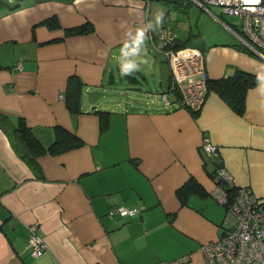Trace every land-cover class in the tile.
I'll return each mask as SVG.
<instances>
[{
  "label": "crops",
  "instance_id": "0c3cea01",
  "mask_svg": "<svg viewBox=\"0 0 264 264\" xmlns=\"http://www.w3.org/2000/svg\"><path fill=\"white\" fill-rule=\"evenodd\" d=\"M146 3L0 0V111L22 117L44 145L55 139L57 125L83 140L64 152L40 154L37 174L0 129V264H204L200 245L220 235L225 213L212 194V163L200 147L205 135L217 145L212 159L233 183L264 196V57L238 47L236 34L202 42L208 78L237 69L257 75L244 112L210 89L197 112L168 109L159 96L170 81L160 51L166 45L148 29L149 39L132 52L136 29L147 27ZM86 22L92 31L67 33ZM138 52L150 67L125 75L131 85L118 84L115 68L125 56L137 60ZM139 73L146 86L136 79ZM72 74L84 85L81 113L71 112L60 96ZM92 109L109 111L104 130ZM189 177L207 195L182 204L175 192ZM116 204L144 209L110 217ZM35 220L48 244L40 256L31 254L27 241V225ZM184 255L188 261L174 262Z\"/></svg>",
  "mask_w": 264,
  "mask_h": 264
},
{
  "label": "built area",
  "instance_id": "2783aa9c",
  "mask_svg": "<svg viewBox=\"0 0 264 264\" xmlns=\"http://www.w3.org/2000/svg\"><path fill=\"white\" fill-rule=\"evenodd\" d=\"M148 2V0H146ZM208 10V6L218 5L221 12L240 20L241 30L234 31L240 42L250 51L264 57V0H190ZM214 15V14H213ZM217 19L218 16L214 15ZM220 20V19H219ZM154 39L153 33H149ZM157 38L166 47L161 53L170 67V81L167 88L159 93L164 107H182L199 111L207 95V73L205 57L198 47L185 46L178 49L168 47L174 37L171 30L165 33L161 28ZM20 67V63L17 64ZM64 97L62 94L60 95ZM201 150L212 159L217 145L209 136H203ZM213 196L224 205L225 213L220 235L200 245L204 264H264V196L256 195L248 186L233 183L230 173L221 164L214 173ZM233 187L227 191L225 186ZM143 207L116 204L109 207L107 214L134 216ZM39 221L27 225L28 246L33 256L42 255L48 244L38 233ZM189 260V255L178 258L176 263ZM161 264H173L163 261Z\"/></svg>",
  "mask_w": 264,
  "mask_h": 264
},
{
  "label": "trees",
  "instance_id": "16d2710c",
  "mask_svg": "<svg viewBox=\"0 0 264 264\" xmlns=\"http://www.w3.org/2000/svg\"><path fill=\"white\" fill-rule=\"evenodd\" d=\"M172 7H179L183 4L182 0H163ZM147 2V1H146ZM57 23V21L55 22ZM58 24V23H57ZM93 30L91 23L86 22L81 25L66 29L67 33H87ZM191 36L202 38L199 33H191L184 39H176L172 48L178 49L185 46L198 47L203 50L202 44H198L191 40ZM238 47L252 53L245 45L240 43ZM258 81L256 74L246 70L237 69L231 75L218 79H207V91H216L237 113L242 114L245 110V98L247 90ZM83 82L81 78L72 74L68 76L66 88L64 90V102L66 107L73 113L83 112ZM99 115L100 129L104 130L108 126L109 111L92 109ZM0 129H2L9 137L11 144L17 154L23 158L31 166V168L39 174L36 158L45 152L60 153L83 144V140L74 132L57 125L55 126V139L48 145H44L39 136L35 134L31 127L22 117L13 119L10 115L0 111ZM212 163V169L209 171L212 179L214 177L216 166L220 165L219 161L209 159ZM227 191H233V187L226 185ZM176 196L182 204H186L193 195L204 197L207 195L203 186L193 177H189L182 185L176 189Z\"/></svg>",
  "mask_w": 264,
  "mask_h": 264
},
{
  "label": "rangeland",
  "instance_id": "374dc122",
  "mask_svg": "<svg viewBox=\"0 0 264 264\" xmlns=\"http://www.w3.org/2000/svg\"><path fill=\"white\" fill-rule=\"evenodd\" d=\"M13 1H18L22 5L29 2V0H10V2ZM182 1L183 4L181 6L172 7L163 0H148L146 3L147 23L151 21L153 27H155V15L162 11L163 25L155 30L157 33L161 28L164 29L165 33H167L168 30H171L172 36L176 39H184L192 32L199 33L202 36L201 39L196 36H191V40L198 44H202L203 42V44L206 45L214 42H223L222 40L231 39L232 36L236 37L235 33L228 27H231L234 31L241 30L240 20L233 15L222 13L221 7L218 5L208 6V10H206V8L191 2L190 0ZM213 14L218 16L220 20L216 19ZM142 50L145 52L147 51L146 47H142ZM138 53V57H136L137 60L132 59L133 57L128 55L125 56V62L123 63H127L126 60H130L129 63H137L139 64L138 70L141 72L145 67H150V65L148 61L140 55V52ZM150 54L151 56L155 55L153 53ZM159 65L163 66L165 68L164 73L168 74L166 63L159 59ZM133 73L137 74V70ZM113 74L116 75V81L118 84L123 85V83L129 82L126 79V76L121 74L120 68L116 67ZM147 74L149 75H147V78L150 81H153L154 84H158V79L153 73L148 72ZM130 76H132V74ZM141 76L142 74L139 73L138 76H136V79H138L139 82H142L141 86H146V81L141 80ZM157 77L159 76L157 75ZM129 85H131L130 82ZM212 204L217 205L220 209L222 208L221 205L214 202H212Z\"/></svg>",
  "mask_w": 264,
  "mask_h": 264
},
{
  "label": "clouds",
  "instance_id": "9594fccd",
  "mask_svg": "<svg viewBox=\"0 0 264 264\" xmlns=\"http://www.w3.org/2000/svg\"><path fill=\"white\" fill-rule=\"evenodd\" d=\"M163 25V12H158L155 15V27H153V23L149 21L147 23L146 28H137L136 35L134 39V44L136 47L132 48V52H137L140 46H144L145 41L149 39L146 35V31L148 29H152L153 31L157 30ZM127 45H124L126 47ZM139 64L137 63H120V72L122 75H131L134 71L138 70Z\"/></svg>",
  "mask_w": 264,
  "mask_h": 264
}]
</instances>
